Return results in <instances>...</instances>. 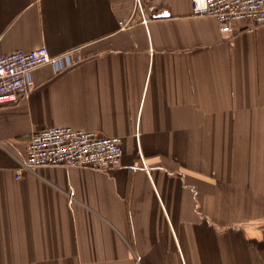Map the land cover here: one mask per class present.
I'll return each mask as SVG.
<instances>
[{
    "label": "crops",
    "instance_id": "obj_1",
    "mask_svg": "<svg viewBox=\"0 0 264 264\" xmlns=\"http://www.w3.org/2000/svg\"><path fill=\"white\" fill-rule=\"evenodd\" d=\"M161 2L122 28L134 0H0V55L74 60L0 105V264H264V25ZM52 126L120 136L121 165L17 176Z\"/></svg>",
    "mask_w": 264,
    "mask_h": 264
},
{
    "label": "built area",
    "instance_id": "obj_2",
    "mask_svg": "<svg viewBox=\"0 0 264 264\" xmlns=\"http://www.w3.org/2000/svg\"><path fill=\"white\" fill-rule=\"evenodd\" d=\"M192 10L195 16L215 18L223 33H231L238 21L245 22L249 28L264 25V0H192ZM164 13L161 0H134L131 15L119 23L122 28H130L136 22L148 26L153 18ZM2 38L0 30V42ZM73 63L72 52L51 55L45 46L0 55V105L18 102L29 95L34 85L35 68L50 65L60 72ZM122 156L120 136L71 126H52L32 135L17 176L21 170L42 166H80L108 171L121 165Z\"/></svg>",
    "mask_w": 264,
    "mask_h": 264
}]
</instances>
